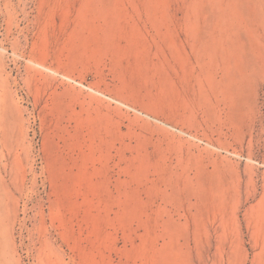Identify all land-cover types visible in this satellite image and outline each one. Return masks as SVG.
Listing matches in <instances>:
<instances>
[{
  "label": "rangeland",
  "instance_id": "rangeland-1",
  "mask_svg": "<svg viewBox=\"0 0 264 264\" xmlns=\"http://www.w3.org/2000/svg\"><path fill=\"white\" fill-rule=\"evenodd\" d=\"M0 254L264 264V0H0Z\"/></svg>",
  "mask_w": 264,
  "mask_h": 264
},
{
  "label": "built area",
  "instance_id": "built-area-1",
  "mask_svg": "<svg viewBox=\"0 0 264 264\" xmlns=\"http://www.w3.org/2000/svg\"><path fill=\"white\" fill-rule=\"evenodd\" d=\"M58 74H59V73H58ZM59 75H61L62 77L66 78V79H68V80H70V81H72V82H74V83H77V84H79V85H82V86H84V87H86V88H88V89H90V90H94L93 88H91V87L88 86L87 84H84L83 82H81V81H79V80H77V79H75V78H72V77H70V76H68V75H65V74H59ZM94 91H96L98 94H100V95L104 96L105 98H107V99L113 101L114 103H117V104L121 105L122 107H124V108H126V109H128V110H130V111L136 112V113H138V114H140V115H143V116H145V117H147V118H149V119H153V120H155V121L165 123V122L161 121L160 119H158L157 117H155V116H153V115H151V114H149V113H147V112H145V111H143V110H141V109H139V108H137V107H135V106H133V105L127 103V102H124V101H122V100H120V99H117V98H115V97H112V96H110V95H108V94H105V93H103V92H100V91H98V90H94ZM169 126H170V127H173V126H171V125H169ZM173 128H174L175 130L182 131L181 129H179V128H177V127H173Z\"/></svg>",
  "mask_w": 264,
  "mask_h": 264
},
{
  "label": "bare ground",
  "instance_id": "bare-ground-1",
  "mask_svg": "<svg viewBox=\"0 0 264 264\" xmlns=\"http://www.w3.org/2000/svg\"><path fill=\"white\" fill-rule=\"evenodd\" d=\"M8 251V250H7ZM6 253V252H5ZM7 254V253H6ZM7 257V256H6ZM8 260H9V258H8ZM8 260H6L7 262H8ZM3 259H2V257H1V254H0V264H3ZM7 262H6V264H7Z\"/></svg>",
  "mask_w": 264,
  "mask_h": 264
}]
</instances>
